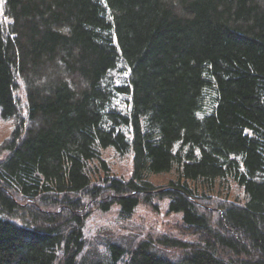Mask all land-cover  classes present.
Masks as SVG:
<instances>
[{"label":"trees","instance_id":"trees-1","mask_svg":"<svg viewBox=\"0 0 264 264\" xmlns=\"http://www.w3.org/2000/svg\"><path fill=\"white\" fill-rule=\"evenodd\" d=\"M0 3V264H264V0Z\"/></svg>","mask_w":264,"mask_h":264},{"label":"rangeland","instance_id":"rangeland-1","mask_svg":"<svg viewBox=\"0 0 264 264\" xmlns=\"http://www.w3.org/2000/svg\"><path fill=\"white\" fill-rule=\"evenodd\" d=\"M1 9V3H0ZM1 13V12H0ZM13 129V124L10 121H2L0 119V144L6 140ZM104 158L110 164L112 168V172L117 176H128L131 170V161L130 158L119 159L112 152L108 151L104 154ZM173 175H159V176H151L149 180L155 186H165L168 181L173 179ZM233 193V194H232ZM231 195H237L239 192L237 190H233ZM112 217H108L105 219L106 222H109L110 225ZM96 222L103 223L104 220H93L92 224L97 225ZM143 224V226L147 228H151L152 230H157L163 234L168 232H172L173 229H177L180 226L178 217L175 216H164V215H155L153 212L144 206H141L137 209L134 218L131 221V225L135 227L137 224ZM89 230V229H88ZM91 231V229L89 230Z\"/></svg>","mask_w":264,"mask_h":264}]
</instances>
